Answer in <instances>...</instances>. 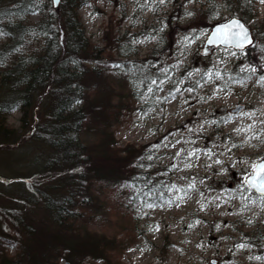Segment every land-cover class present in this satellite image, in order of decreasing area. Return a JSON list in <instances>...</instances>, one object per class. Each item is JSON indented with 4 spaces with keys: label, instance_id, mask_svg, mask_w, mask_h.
<instances>
[{
    "label": "rangeland",
    "instance_id": "rangeland-1",
    "mask_svg": "<svg viewBox=\"0 0 264 264\" xmlns=\"http://www.w3.org/2000/svg\"><path fill=\"white\" fill-rule=\"evenodd\" d=\"M254 1L256 14L243 18L254 35L250 51L204 50L210 27L234 15L221 0L79 5L86 35L103 49L99 60L83 61L80 86L87 93L88 85L102 82L106 130L115 147L137 153L128 166L135 173L131 179L92 180L74 240L92 236L104 250L81 264H264V195L246 182L264 160V0ZM42 15L34 12L29 20ZM39 40L30 38L32 49ZM38 96L28 110L33 119L23 121L19 109L6 114L18 136L0 142V231L9 257L22 242L38 254L58 229L54 212L31 185L53 195L68 188L60 185L67 164L47 165L53 149L43 123L54 98L46 88ZM103 129L92 122L79 138L93 145ZM21 187L31 193L27 199ZM59 264L68 263L61 258Z\"/></svg>",
    "mask_w": 264,
    "mask_h": 264
},
{
    "label": "trees",
    "instance_id": "trees-1",
    "mask_svg": "<svg viewBox=\"0 0 264 264\" xmlns=\"http://www.w3.org/2000/svg\"><path fill=\"white\" fill-rule=\"evenodd\" d=\"M82 1L60 0L58 6H54L50 0H0V36L5 38L0 43V142H9L18 136L17 131L7 125L6 114L19 109L24 113L23 121L33 119L34 115L30 117L28 110L34 108L39 91L46 88L54 98L48 119L43 123L44 135L53 149L47 165L54 167L57 163L62 166L66 163L61 179L64 182L60 179L59 182L68 186L65 192L55 196L31 185L33 191L40 190L45 205L54 212L58 229L42 241L38 254L33 253L32 245L22 242L14 257L4 253L0 231V264H59L61 258L68 264H81L87 256L100 257L104 247L98 239L91 236L81 242L74 240L75 234L80 233L76 232L75 225L81 215L79 208L90 199L94 178L120 183L135 174L128 166L131 167L137 153L127 147H115L113 135L106 130L109 124L107 105L100 101L104 85L101 81L88 85L87 93L80 86L86 70L83 61H97L103 54V49L86 35L78 13ZM221 2L232 14L244 19L256 14L254 0ZM34 12L43 17L36 22L30 21ZM34 34L42 41L32 49L30 38ZM96 88L97 95L88 99ZM90 106L102 109L89 111L87 107ZM96 121L105 129L97 143L88 145L80 140L79 134L84 126ZM118 161L124 162L123 168H105L117 165ZM99 162L105 163L104 166L98 165ZM20 191L27 199L29 192L23 187ZM25 257L27 263H24Z\"/></svg>",
    "mask_w": 264,
    "mask_h": 264
},
{
    "label": "water",
    "instance_id": "water-1",
    "mask_svg": "<svg viewBox=\"0 0 264 264\" xmlns=\"http://www.w3.org/2000/svg\"><path fill=\"white\" fill-rule=\"evenodd\" d=\"M60 0H53L54 6H58ZM254 41L251 28L243 19L232 16L227 20L214 23L204 42V50L207 47L223 46L243 50ZM239 109V107H237ZM248 185L257 193L264 194V160L256 163L254 170L246 178Z\"/></svg>",
    "mask_w": 264,
    "mask_h": 264
},
{
    "label": "flooded vegetation",
    "instance_id": "flooded-vegetation-1",
    "mask_svg": "<svg viewBox=\"0 0 264 264\" xmlns=\"http://www.w3.org/2000/svg\"><path fill=\"white\" fill-rule=\"evenodd\" d=\"M240 107V106H239ZM240 110V109H239Z\"/></svg>",
    "mask_w": 264,
    "mask_h": 264
}]
</instances>
